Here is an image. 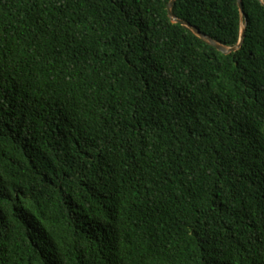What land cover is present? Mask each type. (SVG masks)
Wrapping results in <instances>:
<instances>
[{
	"label": "trees",
	"instance_id": "trees-1",
	"mask_svg": "<svg viewBox=\"0 0 264 264\" xmlns=\"http://www.w3.org/2000/svg\"><path fill=\"white\" fill-rule=\"evenodd\" d=\"M0 0V264H264V0Z\"/></svg>",
	"mask_w": 264,
	"mask_h": 264
},
{
	"label": "water",
	"instance_id": "water-1",
	"mask_svg": "<svg viewBox=\"0 0 264 264\" xmlns=\"http://www.w3.org/2000/svg\"><path fill=\"white\" fill-rule=\"evenodd\" d=\"M175 1L176 0H171L170 3L168 4V7H167L169 18L171 19V21L173 23L180 24V25L190 29L197 37H199L200 39L204 40L206 43H208L209 45L213 46L214 48H216L219 52H221L224 55H230L232 53L237 52L238 50H240L242 48V46L244 44V41H245V38H246V27H243V29L241 31V36H240L239 43L236 46H234V47H227V46L222 45L221 43L215 41L210 36L202 33L198 28H196L195 26H193L189 22L177 18L174 15V13H173V8H174ZM238 5H239V9H240L241 15L244 16L243 1L242 0H238Z\"/></svg>",
	"mask_w": 264,
	"mask_h": 264
}]
</instances>
